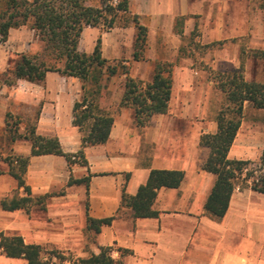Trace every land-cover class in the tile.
<instances>
[{"label":"crops","instance_id":"0c3cea01","mask_svg":"<svg viewBox=\"0 0 264 264\" xmlns=\"http://www.w3.org/2000/svg\"><path fill=\"white\" fill-rule=\"evenodd\" d=\"M215 2L129 0V11L147 27L145 58L137 61L132 59V24L102 32L96 27L83 28L79 48L87 38L91 51L100 36L102 56L128 64V76L143 83L152 80L157 61L172 65L167 110L152 115L143 126L136 124L133 108L118 107L124 87H105L102 107L112 113L113 123L103 144L81 147L82 133L72 123L81 87H31L30 82L19 79L27 87L7 89L5 99H0V126L6 110L27 114L38 109L36 133L57 137L65 153L82 148L86 164L69 166L62 155H30L28 141L8 140L2 155L29 156L25 183L30 194L50 196L43 207L28 210H6L0 205V233L56 250L63 258L45 254L50 264H72L77 258L99 253L102 246L128 249L121 258L123 264H264V193L236 186L219 220L204 209L215 175L200 168L208 154L200 146V136L217 131L216 115L224 96L207 78L198 59H204L211 70L239 69L240 43L235 38L250 31L237 11L225 4L214 10ZM181 16L185 18L179 22ZM220 41L223 45L207 48L204 57L198 53L193 57L189 48ZM51 76L57 74L49 72L45 80ZM125 77L113 76L112 82L124 85ZM63 78L73 82L72 77ZM263 154L264 108L244 101L227 158L258 162ZM152 169L181 170L184 177L177 188L157 190L152 205L157 216L133 218L130 208L120 206L122 190L134 195ZM86 175H90L87 188L67 185L70 176ZM16 188V180L0 159V201ZM18 191L25 195L22 187ZM87 216L113 219L95 232L87 226ZM112 257H119L116 250ZM0 264L27 261L6 256L0 248Z\"/></svg>","mask_w":264,"mask_h":264},{"label":"trees","instance_id":"16d2710c","mask_svg":"<svg viewBox=\"0 0 264 264\" xmlns=\"http://www.w3.org/2000/svg\"><path fill=\"white\" fill-rule=\"evenodd\" d=\"M4 4L5 8L0 11L2 38H6L9 29L30 22V28L42 42V50L36 54H17L10 68L0 73V85L10 86L18 79L42 83L49 72L76 78L82 95L74 103L72 123L82 133L81 147L103 144L109 136L113 115L102 107V102L107 80L115 75L126 74L118 107L133 108L137 125L143 126L152 115L167 110L172 84L171 63L157 61L152 80L143 83L128 76V64L110 62L102 56L100 36L89 53L79 49L81 33L86 26L96 27L102 32L132 24L135 27L132 59H144L147 27L140 23L138 15L129 11V0H4ZM262 4L264 7V1ZM184 18L181 16L178 21ZM258 54L264 57V51H257L253 56ZM213 79L223 93L224 104L216 115L217 131L200 136V146L208 149L200 168L215 175L204 209L209 216L219 220L225 214L236 186H249L253 191L264 193V163L257 167V163L250 160L227 158L239 128L243 102L248 101L255 108H264V83L245 80L240 69L217 71ZM20 125L21 119L6 111L3 131L9 142L28 141L31 145L30 155H62L69 166L86 164L82 148L76 153H65L57 137L37 134L36 120L25 125L23 131H20ZM2 160L7 164V173L16 180L17 188L11 195L1 199V208L28 210L34 206L43 207L50 194L33 196L25 183L29 156L9 154ZM183 177L184 172L181 170L152 169L146 182L138 187L134 195L122 190L120 206L130 208L133 218L157 216L158 212L152 208L157 190L161 187L177 188ZM89 178L90 175L80 178L70 176L67 185L83 184L87 188ZM20 187L25 195H19ZM112 219L87 216V226L99 232L100 226L109 224ZM0 248L6 256L22 257L27 264H50L48 258H44L46 253L62 258L56 250L25 244L17 235L0 233ZM113 250L118 252V258L112 257ZM128 252V249L121 247L102 246L99 253L77 258L72 264H123L121 258Z\"/></svg>","mask_w":264,"mask_h":264},{"label":"rangeland","instance_id":"374dc122","mask_svg":"<svg viewBox=\"0 0 264 264\" xmlns=\"http://www.w3.org/2000/svg\"><path fill=\"white\" fill-rule=\"evenodd\" d=\"M263 1L264 0H216L215 8H213L214 10H218V6H220L221 4H225L230 8V10L232 9L231 11H237L239 19L242 22H245V24L249 25V34H244L243 37H239L238 39L235 38V40L240 43L239 45L241 54V64L239 69L242 71L243 76L244 78H246V80L260 83H264V57L259 54L253 56V54L257 53V51H264V7L262 4ZM4 8V0H0V11ZM191 35L194 38L196 36V31L193 32ZM95 41L93 43V46L95 44ZM221 45H223V43L220 41L217 43H213V45L211 44L205 46L194 44L192 46H189V48L194 55L193 57H195L197 53L199 54L197 55L198 57H204L207 48H216ZM89 48L90 47L88 46L87 38H85L82 42V46L79 49L89 53ZM41 50L42 42L39 40L35 31L30 28V22L9 29L6 38H2V36L0 35V73H3L10 68L12 61L17 56V54H36L41 52ZM198 61L200 67L205 69L207 78L212 82L213 86L216 87L213 75L217 72V70H211L207 68L208 64L205 63L206 61H204V59L199 58ZM51 77H49L48 80H45L42 83L30 82V85L31 87H80V83L76 78L71 79V81L73 82H70V80L66 82L63 76H60L58 74L57 76ZM1 78L2 75L0 74V79ZM112 78L113 77L107 80L106 87H123V82H112ZM18 80L10 86L4 84L0 85V99H5V97L7 96L6 91L11 87H27L21 84L24 83L23 81ZM26 83H28V81H26ZM81 95L82 91L79 98H81ZM223 104L221 105V107L223 106ZM37 110L38 109L32 110L30 113L27 114H24L23 112H21V110L17 113H13L16 117H19L21 119L20 131H23V127L25 125H29L35 122ZM3 127L4 118L3 126H0L1 160L2 157L6 156L4 154L2 155L1 153L3 150H5V146L8 141V136L3 131ZM256 163L258 165L257 167L261 166L264 163V158L263 161H258ZM250 167L247 168L250 169ZM62 260L65 261V257Z\"/></svg>","mask_w":264,"mask_h":264},{"label":"built area","instance_id":"2783aa9c","mask_svg":"<svg viewBox=\"0 0 264 264\" xmlns=\"http://www.w3.org/2000/svg\"><path fill=\"white\" fill-rule=\"evenodd\" d=\"M247 170V168H245V171Z\"/></svg>","mask_w":264,"mask_h":264}]
</instances>
